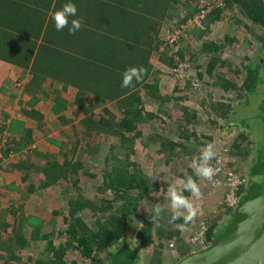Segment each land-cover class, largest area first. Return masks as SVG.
I'll use <instances>...</instances> for the list:
<instances>
[{
  "label": "trees",
  "instance_id": "16d2710c",
  "mask_svg": "<svg viewBox=\"0 0 264 264\" xmlns=\"http://www.w3.org/2000/svg\"><path fill=\"white\" fill-rule=\"evenodd\" d=\"M185 1L0 0V60L29 71L25 93L30 96V108L43 83L50 79L55 87V98L50 101L54 103L61 93L70 91L73 104L83 116L80 127H72V134L60 131L57 134L62 140H48L57 146L55 153L31 147L27 158L10 161L3 168L4 172H17L19 177L6 188L35 194L56 186L61 200L53 203L45 222L26 212L25 207L31 210L26 202L7 194L10 199L6 206L1 207L0 202V264H80L76 259L67 260L68 252L78 253L87 264H163L170 243L180 251V258L191 253L187 240L199 220L206 222L209 235L218 236L214 231L233 211L218 203L217 197L223 193L210 190L192 166L201 153L196 147L203 138L202 112L182 104L183 96L163 95L159 89L161 76L180 61L195 64L204 57V71L224 100L201 105L206 110L201 108L207 115V125L237 133L226 145L231 156L243 160L247 151L253 152L246 164L247 183L241 189V198H252L260 192L264 149L250 133L246 118L236 120L235 114L253 98L258 106L256 117L264 125V0H233L249 24L245 28L258 31L259 42L254 53L244 55L233 70L244 73L240 84L222 72L230 69L232 61L224 59L222 53L224 47L233 45L234 37L228 32L221 41L205 36L221 18L219 10L213 11L210 23L199 30L202 42L198 49L191 51L189 39L182 36L178 51L160 50L163 29L179 27L194 12L183 13ZM68 2L77 8V17L69 18V26L71 19L81 20L75 34H70L67 27L57 31L51 19ZM156 51L159 57L155 66L151 60ZM129 67H142L144 73L139 82L134 80L124 88L122 74ZM219 67L223 69L217 72ZM197 78L202 86L199 71ZM144 98L158 112L146 110ZM23 112L39 119L35 110ZM149 128L156 130L145 132ZM23 130L21 139L0 145L6 157L32 143L31 128ZM81 132L84 137H79ZM100 135L108 140H97ZM102 141L107 142V151L98 167L81 159H98ZM145 149L147 158L143 156ZM231 165L227 162L228 167ZM95 169L100 171L95 173ZM166 173L180 180L190 176L199 186L198 197L184 192L197 209L190 222L170 220L173 210L167 199L170 184L165 180ZM157 204L163 208L159 219L152 218L150 211ZM83 212L90 216L85 218ZM60 214L62 226L56 227Z\"/></svg>",
  "mask_w": 264,
  "mask_h": 264
},
{
  "label": "rangeland",
  "instance_id": "374dc122",
  "mask_svg": "<svg viewBox=\"0 0 264 264\" xmlns=\"http://www.w3.org/2000/svg\"><path fill=\"white\" fill-rule=\"evenodd\" d=\"M185 2L187 4L186 5L187 7H185L183 11L187 13L189 11L191 12V10H194L195 0H190V1L188 0ZM225 9H224L225 12H222L221 14V18L218 21H215V23L217 22L216 24H214L215 26L212 25L210 27L209 29L210 33L205 32V36L206 39L211 40L213 38L218 41H221L225 32H228L229 35L234 37L233 45L230 47L228 46L224 47V51L222 53V57L224 59H231L232 62L229 65L230 69L222 70L223 67H219L217 69V72L222 70V72L226 76H228L230 80L236 82L237 84H240L244 76L243 75L244 73L243 72L235 73L233 72V70L236 64H238L239 60L242 59L244 55H251L254 53L255 49L259 45V42L257 41V37H256L258 31L255 28H252L250 31L246 30L244 27L241 26L240 22H236V20L234 21V19L236 18L235 16L231 17V13H234V11H232L228 6ZM208 23H210V20L207 23L205 21L203 26H206V24ZM193 28H194L193 26H189V29H187L184 32V36H186L189 39L191 51H195L196 49H198L200 47V42H202L200 32L196 28L195 29ZM162 41L163 44L161 46H164V37H162ZM158 57L159 55L157 51L154 52V57H152L153 59L151 61L155 66ZM198 71L201 72L202 74V80H201L202 86H200L199 80L197 78ZM10 75H11L10 84L12 86V90L15 91V94L20 93L23 87L26 86L28 82L27 80L29 79V75H27V71H24L16 67V68H12ZM188 84L190 86L189 88L187 87ZM54 88L55 87L50 82L43 84L42 92L40 93L37 101L35 102V104L37 103V105L38 106L40 105V107L42 108L43 111L42 114L46 116V119L48 118L44 126L42 125L43 127L39 131H37L39 134L36 136V138H34L35 142L30 144L28 143L26 144L27 146L24 145V147L21 149L16 148V152L14 151L12 152V157L7 156V160H6L7 162L5 161V163L3 162L0 165V185H1L0 202L2 203L1 207H5L6 203L10 199L9 198L7 200V194L14 195L18 200L24 201V203L26 202V206H30L28 208H31V210H28L27 207H25L27 213H31L32 215L37 216L38 220H40L41 218L45 222L51 216L49 211L53 208L52 207L53 203L56 201L60 203L59 201L61 200V196L60 195L58 196L59 189L55 186L39 191V193H35V194H28L25 191H23V193H19L17 190H10L5 187L7 186L6 184L7 183L9 184L13 178H16L17 181H19V177H17L16 175L17 172L15 171L4 172L3 168L6 169L5 165L10 161L21 158H27L28 157L27 153L28 151L30 152L29 149L31 147L40 149V146H42L44 147V149L42 150H50L51 152L55 153L57 151V146L54 143H50L48 140L50 139L62 140L63 137H61L60 139L58 138V134H57L58 132L63 131L72 134L73 126L80 127L79 121L83 116L81 115V111L78 108H76V106L73 104L72 101L73 96L70 94V91L61 93L59 95V100L53 103L49 99L53 97L55 98V94H53ZM56 88L57 90L59 89V87L57 86ZM159 89L163 95L174 94L176 96H183L184 100L182 104H185L187 106H192L195 109L199 108V110L202 112V114L200 113L201 115L200 133L203 135V138L202 140L199 141V145H197L196 147V149L199 152H202L206 145L211 144L213 146V151L216 153V155H218L220 152H223L226 166H227V162H231L233 164L229 167L227 166L228 169L246 174V164L248 160L252 157L253 152L247 151L249 152V154L243 160L238 155L231 156L228 152V146L226 145L227 143H230L233 140V138L236 136L237 133H226L224 130L220 128H214V127L212 128L209 124L207 125L206 122L207 115L203 112V110L204 111L206 110L201 105L209 101H218V100L224 101V100L220 99L222 92H219L218 88L212 85L211 77L208 76L204 71V57L199 58V60L195 64H192V67L189 70L188 74L182 80L177 78V76L174 74L173 69L171 72L169 71L168 73H165V75L161 76V78L159 79ZM143 102L146 110L158 112L156 106H154L152 103L150 105V101L148 98H144ZM49 103H51V105H49ZM47 104L49 105L48 107L45 106ZM60 105H63V107H60ZM257 107H258L257 100L255 101L253 98H250V101L247 105L240 106L237 109V112L235 114V119L239 120L242 118H246L247 123L249 125L250 133L255 138V141L258 142V146H261L264 149V125L262 121H260L256 117ZM59 108L60 110L58 111ZM94 110L97 111L98 107L94 108ZM207 110L209 111L208 107ZM162 111H165V108L164 110L162 109ZM162 111L159 110V113L161 115L163 114ZM42 114L39 113V116H42ZM58 116L59 118L61 117V119L57 120ZM3 119H4L3 116L0 114V125L4 127L3 129L6 132L7 140H10L11 137L9 131H7L6 129L7 121ZM64 120H65V124L63 125L62 128H60L59 126L62 124ZM153 124L157 125V123H153ZM154 130L156 129L149 128L145 132L150 133V132H154ZM79 137H84L83 132L80 133ZM97 140L105 141L108 139L105 138V136L100 135ZM109 140H113V139H109ZM104 141L101 142V150L98 159H92L89 156H83V158L81 157V159L85 160V162L88 163L89 165L98 167L100 160L103 158L104 154L107 151V142ZM147 152L148 151L144 152L143 156L145 158H147V156L145 155L149 154ZM30 157L35 161L38 160L37 156L35 155L33 156L31 155ZM194 157H196V155L193 156L192 158ZM98 169H95L94 172L98 173L100 171ZM164 177L166 182H168V184L179 187L181 180L178 177L168 173H166ZM35 183L37 184V182ZM260 192H264V184L263 186H261ZM220 199H221V194L219 197H217V200L220 201ZM40 213L43 216L48 214V217L43 218L40 215ZM82 214L85 216V218H88L90 216L86 212L85 213L83 212ZM232 219H233V214L230 217H228V219L224 223H221L220 227H218L214 231V235H218V236L221 235L224 229L232 221ZM61 220H62V215L60 214L55 222L56 227L57 225L62 226ZM50 228L51 227L48 224L47 229L49 230ZM169 254L170 256L172 254L170 250H169ZM71 259H76L80 264H87V261L79 258L78 253L75 252L67 253V260H71Z\"/></svg>",
  "mask_w": 264,
  "mask_h": 264
},
{
  "label": "built area",
  "instance_id": "2783aa9c",
  "mask_svg": "<svg viewBox=\"0 0 264 264\" xmlns=\"http://www.w3.org/2000/svg\"><path fill=\"white\" fill-rule=\"evenodd\" d=\"M233 0H195L194 12L187 19L186 23L179 27H167L164 28L162 33L164 37V48H169L174 52L180 49L181 37H184V32L189 29V26H193L197 30L203 29L205 19L209 14L216 10H224L230 2ZM192 64L188 61H180L176 68H173L174 74L179 79H184L191 69ZM0 140L1 146H4V142L7 141L6 132L3 126L0 125ZM12 157V153L8 155ZM7 160V157L0 151V165ZM7 162V161H6ZM210 166L213 167L215 175L211 180H207L203 177L201 179L209 185L213 190L222 189L223 194L219 201V204L225 208L232 210L238 205L241 198V189L247 183L245 174L228 169L225 161L224 154L220 152L212 161L209 162ZM213 235L208 233V225L204 220H199L197 223L196 231L188 238V244L192 251H199L209 245ZM173 244H169V250L172 253L170 257L176 258V252L174 251Z\"/></svg>",
  "mask_w": 264,
  "mask_h": 264
},
{
  "label": "water",
  "instance_id": "95a60500",
  "mask_svg": "<svg viewBox=\"0 0 264 264\" xmlns=\"http://www.w3.org/2000/svg\"><path fill=\"white\" fill-rule=\"evenodd\" d=\"M176 264H264V192L242 198L222 234Z\"/></svg>",
  "mask_w": 264,
  "mask_h": 264
},
{
  "label": "clouds",
  "instance_id": "9594fccd",
  "mask_svg": "<svg viewBox=\"0 0 264 264\" xmlns=\"http://www.w3.org/2000/svg\"><path fill=\"white\" fill-rule=\"evenodd\" d=\"M70 17H77V8L75 4L68 2L64 4L61 9L55 11L51 17L55 29L57 31H62L67 27L70 34H75L79 31L81 28V20L78 18L71 19L69 26ZM143 73L144 69L142 67H129L122 74L121 87L127 88L131 86L134 80L139 82L142 79ZM215 156L216 153L213 151V146L211 144L206 145L200 155L192 161L197 176L207 180L212 179L216 170L210 166L209 162L212 161ZM185 191L197 197L200 195L199 186L190 176H186L181 180L180 187L170 185L167 189V199L173 210L170 216L171 221L182 218L185 222H190L196 215L197 209L194 207L193 203L184 196ZM150 211L154 214L152 218L159 219L162 217L163 208L161 205H152ZM119 247L115 250L118 251Z\"/></svg>",
  "mask_w": 264,
  "mask_h": 264
},
{
  "label": "crops",
  "instance_id": "0c3cea01",
  "mask_svg": "<svg viewBox=\"0 0 264 264\" xmlns=\"http://www.w3.org/2000/svg\"><path fill=\"white\" fill-rule=\"evenodd\" d=\"M228 7L232 11H234V13H231V17L233 16L236 17L234 21L236 20V22H240L241 26L245 28L246 27L245 24L247 25V22L244 21L245 19L243 18V16L239 14L238 12L239 8L236 6V4L232 1L228 4ZM225 10L221 12H225ZM183 13L185 14L186 12L184 11ZM209 20H210V15H208L207 18L205 19L206 23ZM16 67L19 69H22L21 67H18L8 62L0 60V114L3 116L4 118L3 120L7 121L6 129L7 131H9V134L11 137L10 140H18L19 138L21 139L22 133L24 131L23 129L31 128L32 143H34L35 142L34 138H36V136L39 134L37 131H39L44 126L48 118L46 119V116L42 114L43 112L42 108L40 107V105L38 106L37 103L35 105L33 104L32 108H30V105H28L30 96L25 93V87H23L21 92L17 94H15V91L12 90V86L10 84L11 83L10 73L12 71V68H16ZM22 70L27 71V75H29V78H30L29 71L26 69H22ZM27 81H29V79ZM49 82L52 84V80L50 79H48L43 84L49 83ZM49 105H51V103H49ZM49 105L47 104L45 106L48 107ZM24 109L26 112L30 110H35L38 113V116H39V113H41L42 116H39V119H36L34 117L32 119L27 115V113L23 112ZM58 119H61V117L59 118L58 116L57 120ZM63 125H64V122H62V124L59 127L62 128ZM42 149H44V147L40 146L39 150H42ZM149 150L150 152H153V148ZM145 151H148V150L145 149L144 152ZM212 191H218V192L223 193L222 189H216V190L212 189ZM188 247L192 251L189 244H188ZM174 251L176 252V258L170 257L169 249L166 250V253H167L166 256L168 257L166 259L164 258L163 264H176V262L181 257V253L179 250H175V248H174Z\"/></svg>",
  "mask_w": 264,
  "mask_h": 264
}]
</instances>
